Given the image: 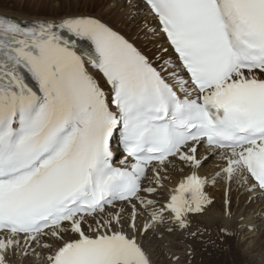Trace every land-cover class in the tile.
<instances>
[{
    "label": "snow or ice",
    "instance_id": "snow-or-ice-1",
    "mask_svg": "<svg viewBox=\"0 0 264 264\" xmlns=\"http://www.w3.org/2000/svg\"><path fill=\"white\" fill-rule=\"evenodd\" d=\"M125 9L129 23L143 13L145 31L165 37L179 64L166 60L158 70L94 17L32 27L0 17V264L22 249L47 252L45 264H151L139 229L124 231V209L105 218L106 206L129 205L133 229L141 213L158 219L142 195L155 188H142V179L151 171L159 182L150 166L170 158L202 166V142L221 151L218 175L264 193V79L256 75L264 74V0H121ZM81 39L91 51L78 54ZM114 137L126 153L120 167ZM204 184L193 173L170 194L165 207L180 228L202 211ZM69 232L78 238L65 239Z\"/></svg>",
    "mask_w": 264,
    "mask_h": 264
},
{
    "label": "bare ground",
    "instance_id": "bare-ground-1",
    "mask_svg": "<svg viewBox=\"0 0 264 264\" xmlns=\"http://www.w3.org/2000/svg\"><path fill=\"white\" fill-rule=\"evenodd\" d=\"M58 5H62L64 3L63 8H59L58 11L52 12L51 16L46 15L48 17H62L63 15L71 16L76 15L78 12L71 7L72 1H80V0H57ZM62 1V2H61ZM114 3V2H113ZM61 7V6H60ZM116 12L115 15L111 16L109 19H111L112 23H116L118 25L119 23V16L121 12L125 13V10H120V3H115ZM50 12V11H49ZM46 13H44L45 15ZM43 17V16H42ZM104 19V18H103ZM122 25V24H121ZM158 33V32H157ZM158 36L160 39H163L162 36L158 33ZM148 43V42H146ZM167 46V45H166ZM165 46V47H166ZM149 47H152V45L149 44ZM148 47V48H149ZM155 47V46H154ZM147 49L146 47H143ZM157 49V48H156ZM168 56L169 59H172V55L168 50ZM170 63H175L173 60L170 61ZM169 71V68L167 69ZM172 70V69H171ZM214 161L207 165H209V171H207V175L205 172V167H203L201 170L198 169L197 174L203 178L205 181V184L203 185V192L205 196L207 197L208 204L205 202L202 205V211L199 213H193L188 216L187 221V227L186 228H180L176 223V231L173 233L163 232L165 238L177 239L179 240L180 244L184 247L191 248L193 243V238L201 239L203 244V253L205 255V259H209L214 264H221V259L223 257L224 251L222 249V245L224 244L222 241L224 240V236L222 235V230L218 224H221L222 226H227V228H230L231 226H237L241 227L244 225H251L253 223V214L255 210H258L260 207V210L264 208V196L259 192H251V194H261L258 197V201H254L250 195L248 197H245L242 201L241 198L238 196L241 192L245 190V186L238 182L236 178H233L229 180V178L225 174H219L220 169L222 167L223 161L221 159V153L213 159ZM175 167L163 165L162 167H159L160 169V179L159 182H157L156 178H152L149 180V186L158 187L161 186L163 189V193L159 194L158 192H155L153 194L152 199L164 200L165 196L167 195V191L170 188V186L174 185L178 180H180L187 172L195 170V166H189L184 162H175ZM205 174V175H204ZM212 177L214 179L212 180ZM251 198V199H250ZM256 202L254 205L253 203ZM249 204V205H248ZM155 206V205H154ZM247 206L249 209H247ZM157 208V206H155ZM243 207L247 209L248 214H242L244 212ZM251 208V209H250ZM159 210H163L165 214L168 217H171V220L173 222H176L175 218L172 217V213L167 210L166 208H163L161 206ZM107 211H110L107 209ZM252 211V212H251ZM111 214V213H110ZM148 217L141 213L140 216L136 219L135 224L136 228H130L131 220L128 217L127 222L123 219V228L124 231L128 234H132L133 232H136L137 229H139V232L136 234V240L139 242V244L142 246L143 250L148 254L151 264H157L155 258L151 256L149 252V248L146 245L145 239L142 238V233L145 227L151 224V226L154 227V229H160V223L157 222L161 218L154 220L147 219ZM96 220L102 219V217L97 216L95 218ZM170 219V218H169ZM93 224L95 225V220L93 218L89 217V221L87 224H85V227L87 228L86 231H88V225ZM246 226L244 228H246ZM114 227L119 229L121 225L114 224ZM152 229V228H151ZM153 230V229H152ZM85 231V230H84ZM163 231V230H160ZM78 238L74 234L68 233L65 236V239H75ZM230 249V248H229ZM39 250V249H38ZM191 250V249H190ZM192 255L195 253L191 250L189 251ZM162 256V253H160ZM259 257V259L256 260L255 263L251 261V258L253 257ZM179 260L177 261L178 264H188L187 262L191 259L188 253L183 252L181 255H179ZM24 258V250L17 252L16 254H9L7 257L8 264H44V258L45 253L42 255L41 259L36 260L34 257L30 261H26ZM158 260L163 264H169L167 261H163L160 257ZM247 264H264V248H258V246H253L252 250L250 251V260H246ZM193 262V261H192ZM223 262V261H222ZM207 264V262L205 263Z\"/></svg>",
    "mask_w": 264,
    "mask_h": 264
},
{
    "label": "rangeland",
    "instance_id": "rangeland-1",
    "mask_svg": "<svg viewBox=\"0 0 264 264\" xmlns=\"http://www.w3.org/2000/svg\"><path fill=\"white\" fill-rule=\"evenodd\" d=\"M112 1H114V3H112ZM116 1L117 0H80L78 2L72 1L71 7H72V9L76 10L78 13H87V14L100 16L109 22L108 19L111 16L115 15V12L117 10L115 7ZM116 3H118V2H116ZM64 5H65L64 3H62V5H58L57 0H0V11H5V12H10V13H15V14H22V15H26L27 13H29V15L38 16L37 18L45 19V17H48L46 15H49L52 12H55L56 10L58 11V9L63 8ZM113 5H114V8L116 10H114V8L112 7ZM44 13H46V14L44 15ZM49 16H51V15H49ZM118 16H119L118 26H120V27H122L123 25L125 26L123 28L124 30L122 29V31L124 33H126V32L128 33V31H133L135 36H138L137 38L139 40H141V36H140L141 33H143L145 36H148L147 31H145V29H143L144 21H142V20L144 18L137 16V18L135 20H133L131 23H129L128 17L125 15V13L121 12L120 15H118ZM149 23H150V21H149ZM135 29H142V31H140L138 34V32ZM150 48L151 47H149L148 49H150ZM156 48L158 49V47L155 46L153 49V52L157 50ZM148 49H146V50H148ZM204 167H205V170L209 171V168H210L209 165H206ZM204 173H206V172H204ZM251 192L252 191H250V193L248 195H245V194L242 195L241 194L242 192H241L238 197L241 198V201H242L245 197H248L251 194ZM251 196H252V194H251ZM258 197H259V195L257 196V200H258ZM253 200H255V199L253 198ZM253 204L255 205L256 202H254ZM247 209H249L248 206H247ZM247 209H245L243 207L244 212L242 214L250 215L251 213H247ZM262 211L264 212V208L260 210V207L258 210H255V212H261V213H262ZM163 217H168V216L165 214V216H163ZM168 218L171 219V217H168ZM260 219L263 221H260ZM252 224H254V229H252V230H248L247 228H244V226H241V227H235V226L232 227L231 226L233 229V237L229 241L231 243V245L229 247V245L227 244L225 251H224V248L222 247V249L224 251V254H223L224 258H223V262H221V264H247L246 260L247 259L250 260V251L252 250L253 246L254 247L258 246V248H264V217L263 218L257 217L255 223L253 221ZM150 226H151V224H150ZM218 226H220V228L221 227H227L224 225L222 226L221 224H218ZM151 228L153 229L151 231H157V232L160 231V229H156V228L154 229L153 226H151ZM151 233L152 232H150V234ZM146 237H147L146 239L149 241V237L148 236H146ZM157 242H158V244L155 242V247L152 251L153 255H155L157 249H159V248L162 249V247H167V244H166L167 241L166 240H162L161 238H159V239H157ZM222 242L226 243L225 240H223ZM193 243H194V241H193ZM197 244H199L198 247L200 248L201 245L203 244L202 240L199 239V242H197ZM184 248L186 249V247H184ZM190 249L191 248H187L185 253H188V255L190 256L191 259L189 261L194 260L192 262L193 264H197V263L202 264V262H203V264H205L206 262H207V264H214L209 259L207 260V258L206 259L204 258L206 254L203 255L202 260L199 259L197 261V263H195L196 253H195L194 247H193V249H191L195 253L194 255H192L189 252V251H191ZM176 250L178 252L181 249H176ZM162 252H163V250H162ZM162 252L160 250L158 251V253H162ZM168 253H170V251H168ZM165 255H167L166 260L171 261V256H172L171 253L165 254ZM241 255H243L244 257L242 259H238V257H241ZM160 258L162 259V256H160ZM257 259H259V257L256 256V257L251 258V261L253 263H255ZM167 263H169V262H167ZM172 264H174V263H172ZM188 264H190V263H188Z\"/></svg>",
    "mask_w": 264,
    "mask_h": 264
}]
</instances>
